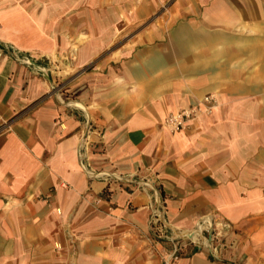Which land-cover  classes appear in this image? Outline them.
Returning a JSON list of instances; mask_svg holds the SVG:
<instances>
[{"label":"crops","instance_id":"0c3cea01","mask_svg":"<svg viewBox=\"0 0 264 264\" xmlns=\"http://www.w3.org/2000/svg\"><path fill=\"white\" fill-rule=\"evenodd\" d=\"M0 264H264V0H0Z\"/></svg>","mask_w":264,"mask_h":264},{"label":"built area","instance_id":"2783aa9c","mask_svg":"<svg viewBox=\"0 0 264 264\" xmlns=\"http://www.w3.org/2000/svg\"><path fill=\"white\" fill-rule=\"evenodd\" d=\"M217 106V99L214 95L208 94L202 97L197 103L191 105L186 109H182L176 113L169 114L163 121V126L171 132L186 129L189 124L195 119L210 115L215 107ZM159 215L153 219L154 229H160ZM192 243H197L193 239L189 238ZM179 248L173 255V260H177V252Z\"/></svg>","mask_w":264,"mask_h":264},{"label":"rangeland","instance_id":"374dc122","mask_svg":"<svg viewBox=\"0 0 264 264\" xmlns=\"http://www.w3.org/2000/svg\"><path fill=\"white\" fill-rule=\"evenodd\" d=\"M165 9H166V6L163 8V10L165 11ZM122 23L124 24L125 28L121 29V32H118L121 34V36H120L119 40H117V41H119V42H117V45L110 46V47L106 48L105 50H103L102 54L98 55V57H108V55L110 54V52H112V50L122 46V44H124L125 42L128 41V20H126V21L123 20ZM84 42H82V43H84ZM78 43H80V40H78V42L77 41L72 42V45H75L78 47ZM67 57H78V54L76 56H73L72 52H71V47H69ZM202 243H206V240H204Z\"/></svg>","mask_w":264,"mask_h":264},{"label":"bare ground","instance_id":"6f19581e","mask_svg":"<svg viewBox=\"0 0 264 264\" xmlns=\"http://www.w3.org/2000/svg\"><path fill=\"white\" fill-rule=\"evenodd\" d=\"M78 50H79V48L77 47V46H75V45H72L71 46V52H72V55L73 56H76L77 54H78ZM57 94V93H56ZM72 104H74V105H76V106H82L80 103H72Z\"/></svg>","mask_w":264,"mask_h":264}]
</instances>
